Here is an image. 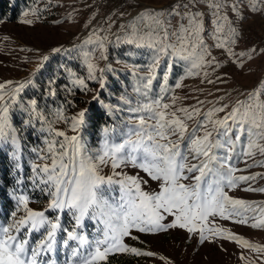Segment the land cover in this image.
I'll return each mask as SVG.
<instances>
[{"label":"snow or ice","instance_id":"obj_1","mask_svg":"<svg viewBox=\"0 0 264 264\" xmlns=\"http://www.w3.org/2000/svg\"><path fill=\"white\" fill-rule=\"evenodd\" d=\"M122 7L136 11L119 13L117 19L124 22L116 32L111 31L116 21L110 13L107 29H93L74 46L83 51L87 76L62 65L68 83L60 86L54 73L40 90L55 102L59 87L73 98L78 92L87 96L92 93L88 82L95 81L99 90L84 108L69 114L76 107L74 99L55 108L41 105L35 94L25 99L26 90L39 87L36 78L47 69L49 55L40 58L24 81L0 83V153L14 162L16 185L9 193L14 210L7 223L0 222V264H111L110 257L122 254L153 257L156 253L128 241L171 230L183 231L185 240L200 245L219 241L223 248L224 242H232L242 249L241 264H264V244L251 243L222 223L264 231V201L230 195L237 190L264 193V186L254 183L264 180V171L237 175L264 169V76L251 89H234L235 98L227 91L217 95V87L203 100L196 96L186 104L189 97L175 93L186 87L185 79L201 73L202 84L227 85L225 65L242 72L256 57H264V47L236 50L243 39L237 24L249 13L264 16V0H172L159 7L123 0ZM87 45L92 47L85 50ZM109 45H128L129 53L148 57L146 66H131L133 95L125 91L115 105L102 96L106 73L116 71L99 63L108 59ZM181 62L185 72L173 88L170 76ZM95 105L113 119L127 113L119 125L102 127L98 147L91 146L87 134ZM17 112L26 116L21 127L14 123ZM29 130L42 137L43 145L31 148L30 188L20 174ZM241 160L244 169L237 167ZM37 191L47 198L44 208L30 206L39 203L29 194ZM248 251L257 254L254 259L245 255ZM158 259L173 264L165 256Z\"/></svg>","mask_w":264,"mask_h":264},{"label":"rangeland","instance_id":"obj_2","mask_svg":"<svg viewBox=\"0 0 264 264\" xmlns=\"http://www.w3.org/2000/svg\"><path fill=\"white\" fill-rule=\"evenodd\" d=\"M131 2V0H130ZM143 3L149 4V6L159 7L161 4H168L172 0H142ZM123 0H111V3L105 5V0H33L26 5L13 19H0V83L5 81H12L13 83L18 81H24L29 77V73L33 71L35 65L39 62L43 55H49L50 60L47 63L48 67L44 71L43 75L37 76V82L39 87L35 89H28L25 99L33 98V95L39 94V100L41 105L47 104L51 108H55L61 101L67 99H74L76 107L69 109V114L72 111L79 110L87 106L88 101L91 98V94L99 90V85L95 81H89V86L92 89V93L85 96L82 93H77L73 98L67 96L62 87L58 88L60 94H65L64 99L61 101H53L52 98L47 100L40 95L41 89L47 88L48 76L54 73L61 79L58 82L60 86L68 83L67 74L64 72L62 65H66L68 68L81 76H87V69L82 63L83 51L79 47L81 43L89 36L93 29H107L108 25L115 20L116 23L112 24L111 31L116 32L120 23L124 22V19H117L121 11L135 14L136 9L122 7ZM88 5V7H86ZM112 13V20H107L106 17ZM69 14L72 18L69 19ZM252 14V13H251ZM95 15V19L88 27L85 24L89 19ZM255 16V15H253ZM127 17H125L126 19ZM30 20L31 23H25L24 21ZM256 26L255 20H246L244 23H238L237 27L243 32V39L240 42L239 48L247 49L250 47H264L256 45L255 40L252 37L253 28ZM102 35H109L110 33L101 32ZM92 46H84L85 50L90 49ZM114 45H109L108 59L106 61H100V65L110 64L115 73H106L107 88L102 92L105 103L119 104L120 95L127 91L128 94H132L133 87V75L131 66L133 64H139L146 66L148 62L147 56L130 54L129 58L131 62L118 58L117 54H114ZM53 48H61L58 53H53ZM71 50L65 52L64 50ZM214 54H217L214 52ZM98 55V53H96ZM218 58H220L218 56ZM208 71H211L208 69ZM224 72L227 73L225 79L229 80L227 85L217 82L215 86L208 85L207 83H200L201 77H190L184 80L185 88L175 89V93L181 96L189 97L184 101L186 104L194 103L192 97L199 96L201 100L205 98L208 91L215 92L216 88H220L221 92L216 93L222 95L224 91L230 92L231 98L236 97V91L234 89H251L256 86L257 81L264 76V57H256L250 66L245 68L242 72L239 69H234L231 66L225 65ZM185 68L183 62L177 64L174 69V74L170 76L169 84L174 88L177 81L184 75ZM146 74L142 71L140 75ZM214 78V77H213ZM230 78V79H229ZM65 79V83L63 80ZM203 90V93L197 91ZM40 91V92H39ZM156 91H159L157 85ZM31 96V97H30ZM133 98H135L133 96ZM212 99V97H208ZM98 114H102L103 122L89 127L87 134L90 135V142L92 147H98L100 141V132L105 125H119L121 121L127 119V113L117 114V118L107 113V111L101 108L99 105H95ZM15 123V121H14ZM15 125H17L15 123ZM57 127H63V125H57ZM31 132V131H30ZM72 133L69 132V135ZM31 140L35 146L42 145V137L39 134L33 135L31 132ZM8 157V156H7ZM9 159V157H8ZM260 159V157H257ZM13 162V161H12ZM251 163V161H249ZM237 167L244 169L245 164L241 160ZM22 176L25 178V184L28 188L31 187L27 177L31 175L30 161L27 164L22 165ZM20 170V172H22ZM264 171L261 168H250L247 171L237 173V175H247L249 173H258ZM134 174V173H133ZM143 175V173H141ZM255 186H264V180L254 182ZM8 196L6 199L8 206L4 209H0V222L7 223L10 219V214L14 210L15 202L10 196V192L16 187L15 183H11L8 186ZM155 187V185H153ZM33 200L39 201V203H30L33 208H44L47 204V198L41 196L37 192L29 193ZM246 200L261 202L264 201V193H246L243 191H235L230 193ZM6 198V197H5ZM3 214V215H2ZM54 215V214H53ZM64 223L68 226L69 218H64ZM223 226L231 231L240 234L244 239L249 240L251 243L264 244V231L257 229H250L242 226H236L229 221L222 222ZM92 232V226H89V234ZM140 241H128L132 246L141 248L144 251H152L156 253L153 257H138V259L131 264H163L158 259L159 256H165L172 260L173 264H241L239 256L242 252L237 245L232 242H224L223 248L220 247V242L207 243L200 245L192 240H185V233L180 230H171L168 233H161L157 235L139 234ZM36 240L40 239L39 235H36ZM226 249V251L224 250ZM245 255L250 258H255L257 255L253 252H245Z\"/></svg>","mask_w":264,"mask_h":264},{"label":"trees","instance_id":"obj_3","mask_svg":"<svg viewBox=\"0 0 264 264\" xmlns=\"http://www.w3.org/2000/svg\"><path fill=\"white\" fill-rule=\"evenodd\" d=\"M32 1L33 0H0V19H13L17 17V15L20 14L21 10ZM129 47L130 46L128 45L115 46L113 52L114 54H117L119 56L118 58L125 60V62L127 61L131 62L129 58V55L131 53H129L128 51ZM140 59H142L141 55H140ZM60 79L61 78H59V81ZM63 82L64 83L66 82L65 79L63 80ZM64 96L65 94L59 93V99L63 100ZM36 97L39 98V94ZM93 113L94 115L92 117L91 127H94L95 125L100 124L104 121L102 118L103 117L102 114L101 113L98 114L96 107L93 108ZM25 118L26 116L17 112L14 115V121L17 124L16 126L21 127L22 120ZM30 131L31 130H29L26 133V139L24 140V154L21 160V166L27 164L28 161H30V159L34 158V155L31 152V148L35 147V145L32 143V140L30 137L31 135ZM21 171L22 172H20V174L22 175L24 173L23 169ZM14 172H15L14 162H12L10 158L8 159L6 154L0 153V209H4L9 205L8 202L6 201V199H9L7 192L9 188L8 186L11 185V183H15ZM137 259L138 257L131 256V255H123V254L110 257L111 264H131ZM63 260L64 258L61 261Z\"/></svg>","mask_w":264,"mask_h":264},{"label":"built area","instance_id":"obj_4","mask_svg":"<svg viewBox=\"0 0 264 264\" xmlns=\"http://www.w3.org/2000/svg\"><path fill=\"white\" fill-rule=\"evenodd\" d=\"M255 15V16H253ZM248 20L256 19V26L253 28L252 37L258 46H264V16L260 14H247ZM246 21V20H245ZM243 21V23L245 22Z\"/></svg>","mask_w":264,"mask_h":264}]
</instances>
